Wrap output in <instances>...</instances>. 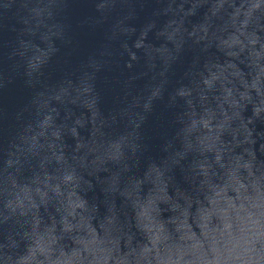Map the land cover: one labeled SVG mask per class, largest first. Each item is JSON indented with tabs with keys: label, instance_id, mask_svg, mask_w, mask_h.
I'll return each mask as SVG.
<instances>
[{
	"label": "water",
	"instance_id": "1",
	"mask_svg": "<svg viewBox=\"0 0 264 264\" xmlns=\"http://www.w3.org/2000/svg\"><path fill=\"white\" fill-rule=\"evenodd\" d=\"M0 264H264V0H0Z\"/></svg>",
	"mask_w": 264,
	"mask_h": 264
}]
</instances>
